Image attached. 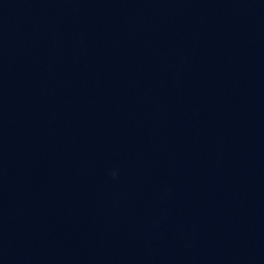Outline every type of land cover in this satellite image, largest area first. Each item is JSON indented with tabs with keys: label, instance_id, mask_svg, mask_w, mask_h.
<instances>
[{
	"label": "water",
	"instance_id": "1",
	"mask_svg": "<svg viewBox=\"0 0 264 264\" xmlns=\"http://www.w3.org/2000/svg\"><path fill=\"white\" fill-rule=\"evenodd\" d=\"M0 264H264V0H0Z\"/></svg>",
	"mask_w": 264,
	"mask_h": 264
}]
</instances>
